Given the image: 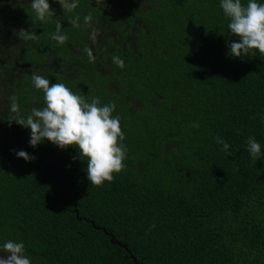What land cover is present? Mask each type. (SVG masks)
Returning <instances> with one entry per match:
<instances>
[{"label":"trees","instance_id":"1","mask_svg":"<svg viewBox=\"0 0 264 264\" xmlns=\"http://www.w3.org/2000/svg\"><path fill=\"white\" fill-rule=\"evenodd\" d=\"M133 2L49 0L41 21L0 0V242L23 241L32 264H264V157L245 147L264 145V55H230L219 0ZM33 72L116 105L128 153L113 181L91 185L74 147L30 146L15 120L44 106Z\"/></svg>","mask_w":264,"mask_h":264},{"label":"clouds","instance_id":"2","mask_svg":"<svg viewBox=\"0 0 264 264\" xmlns=\"http://www.w3.org/2000/svg\"><path fill=\"white\" fill-rule=\"evenodd\" d=\"M65 12H71L78 7L79 0H57ZM99 3V0H97ZM30 7L37 18L45 21L55 15L49 0H30ZM219 7L228 20L227 29L237 39L230 40L228 47L233 57L255 55L258 51L264 55V0H219ZM79 16L71 23L79 27ZM92 20L91 14L84 15L85 25ZM51 39L63 44L68 36L62 32V24L57 21ZM26 39H36L34 32L23 31ZM96 37L95 30L91 38ZM91 59V52H89ZM113 63L123 68L125 61L112 57ZM31 82L35 89L43 93V107H33L31 112L19 116L15 121L30 129L29 144L36 147L45 141H50L61 149L74 147L78 150L79 159L87 163V179L93 186H103L111 182L115 175L126 167L128 149L125 134L121 129L119 115H113L116 105L112 102L101 103L99 97L86 100L84 95L72 91L65 83L49 80L46 76L31 74ZM10 110L18 111L19 105L13 96ZM192 127H199L193 122ZM216 143L224 151L230 149V144L221 136H215ZM246 150L255 162L264 157V145L254 135H249L245 143ZM18 158L25 161L35 159L25 150H14ZM75 159V157H74ZM155 224L149 226L154 228ZM0 264H32L25 243L14 239H4L0 242Z\"/></svg>","mask_w":264,"mask_h":264},{"label":"rangeland","instance_id":"3","mask_svg":"<svg viewBox=\"0 0 264 264\" xmlns=\"http://www.w3.org/2000/svg\"><path fill=\"white\" fill-rule=\"evenodd\" d=\"M144 1H147V0H134V6H136L139 10H143L146 5L144 4ZM0 254H3V253H0Z\"/></svg>","mask_w":264,"mask_h":264},{"label":"water","instance_id":"4","mask_svg":"<svg viewBox=\"0 0 264 264\" xmlns=\"http://www.w3.org/2000/svg\"><path fill=\"white\" fill-rule=\"evenodd\" d=\"M104 232H106L105 229H104ZM106 233H107V232H106ZM111 242H112V244H114V245H119V246L122 247V248L128 249L127 246L122 245L121 243L117 242L116 239H115L114 237L111 238ZM132 258H134V257L132 256ZM136 263H137V262H136Z\"/></svg>","mask_w":264,"mask_h":264}]
</instances>
